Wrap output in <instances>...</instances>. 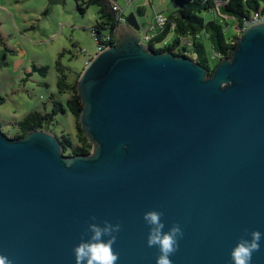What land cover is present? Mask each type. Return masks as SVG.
Wrapping results in <instances>:
<instances>
[{"label":"water","instance_id":"obj_1","mask_svg":"<svg viewBox=\"0 0 264 264\" xmlns=\"http://www.w3.org/2000/svg\"><path fill=\"white\" fill-rule=\"evenodd\" d=\"M137 18L77 79L92 153L66 156L51 131L9 138L0 125V255L12 264H75L88 224L104 221L121 225L117 264H156L143 220L152 210L164 232H183L172 264H231L245 229L264 233V23L210 75L152 51ZM260 243L251 264H264Z\"/></svg>","mask_w":264,"mask_h":264},{"label":"rangeland","instance_id":"obj_2","mask_svg":"<svg viewBox=\"0 0 264 264\" xmlns=\"http://www.w3.org/2000/svg\"><path fill=\"white\" fill-rule=\"evenodd\" d=\"M116 1L126 17L137 14L141 26L137 34L142 43L159 14L169 18L178 9L173 0ZM98 12L97 6H89L81 13L76 0H0V61L5 62L0 66V98L3 99L0 125L9 138L18 134L16 122L29 113H50L53 95L64 104L66 112L55 116L51 130L57 137L65 134L76 140V119L66 105L69 96L57 92L56 65L57 61L61 63L71 82L98 52L91 32ZM202 16L207 20L212 17L209 13ZM219 18L222 24L228 23L226 36L242 35L236 19ZM103 32L106 34L108 30ZM174 39L175 34L170 32L164 42L156 44V49L171 44ZM205 45L210 64L217 65L219 59L213 56L209 42L205 41ZM181 48L183 45L177 51ZM34 66L47 67L45 76L35 71Z\"/></svg>","mask_w":264,"mask_h":264},{"label":"trees","instance_id":"obj_3","mask_svg":"<svg viewBox=\"0 0 264 264\" xmlns=\"http://www.w3.org/2000/svg\"><path fill=\"white\" fill-rule=\"evenodd\" d=\"M108 8L105 9L101 4V0H76L81 13H84L89 6H97L99 8L98 20L96 26L91 32L100 38L105 33L103 30H108L106 34L111 37L108 44H114L116 38L114 32L119 25L117 13L113 11L116 6V0H106ZM177 5V12L168 18L167 24L163 29L158 30L155 37L150 41L149 48L154 52L169 51L176 55H186L195 60L202 66L209 69V74H212L214 67L210 64L207 54L205 41H208L213 51V56L216 59L229 58L233 49L236 47L239 37L237 35L226 36L225 28L228 23L222 24L220 18L215 15L216 8L220 14L225 17H232L237 21V27L242 25L244 19H247L252 12L257 11L261 7V2L264 0H173ZM219 1V4L217 2ZM141 13V9H139ZM203 13H209L212 17L207 20L203 17ZM126 17V16H125ZM223 18V17H222ZM170 32L175 34V39L171 44L165 45L163 48L156 49V44L165 41ZM92 34V35H93ZM187 39L190 45L183 43ZM183 45V48L178 52L177 48ZM191 56H188L189 54ZM5 62L0 61V66ZM35 71H40L42 76L47 73V67H36ZM57 70V92L60 95L68 94L66 102L68 110L76 119V140H73L69 135L62 134L60 142L64 148L63 154L71 155H88L92 150V144L89 142L84 130L79 124V116L83 105L77 91V79L80 72L77 73L76 79L68 81L64 67L59 61L56 65ZM52 103V111L50 113H41L33 111L25 116L22 120L16 122L18 134L13 138H21L29 131L46 130L52 131L51 125L54 123V118L59 113H65L64 104L55 98L50 97ZM3 99L0 98V103ZM53 132V131H52ZM7 136V135H6Z\"/></svg>","mask_w":264,"mask_h":264},{"label":"clouds","instance_id":"obj_4","mask_svg":"<svg viewBox=\"0 0 264 264\" xmlns=\"http://www.w3.org/2000/svg\"><path fill=\"white\" fill-rule=\"evenodd\" d=\"M162 216L163 213L156 210L148 211L143 215V220L149 227L147 245L158 250L156 264H172L170 257L178 251L183 232L178 224H174L164 232L165 224L161 220ZM95 219L91 217V220L95 221ZM120 230L119 223L113 225L104 221L103 227L97 223H89L80 243L73 248L75 264H117L119 254L113 250V245ZM262 239L264 233L259 230L249 232L245 229L244 236L230 252L231 264H251L253 253L260 251ZM0 264H12V261L0 255Z\"/></svg>","mask_w":264,"mask_h":264},{"label":"built area","instance_id":"obj_5","mask_svg":"<svg viewBox=\"0 0 264 264\" xmlns=\"http://www.w3.org/2000/svg\"><path fill=\"white\" fill-rule=\"evenodd\" d=\"M217 4H219V1L217 2ZM113 11L117 13L119 25L124 24L126 21V17L124 15L123 10L118 5H116L113 7ZM214 13L218 17L226 18L225 16L220 14V11L218 8H216ZM167 22H168V18L159 14L156 18V21L152 25H150L149 30L146 32L144 44L149 45L150 41L155 37L158 30L163 29L164 26L167 24ZM259 23H264V7L258 9L257 11L252 12L251 15L247 19L243 20L242 25L239 26L238 28L240 32L242 33L246 28L254 24H259ZM93 37L97 42L98 51L110 45L108 44V42L111 41V37L108 34H104L100 38H97L96 35L93 34ZM183 43L188 46L190 45L187 39H184Z\"/></svg>","mask_w":264,"mask_h":264},{"label":"crops","instance_id":"obj_6","mask_svg":"<svg viewBox=\"0 0 264 264\" xmlns=\"http://www.w3.org/2000/svg\"><path fill=\"white\" fill-rule=\"evenodd\" d=\"M116 4L118 5L117 1H116Z\"/></svg>","mask_w":264,"mask_h":264}]
</instances>
